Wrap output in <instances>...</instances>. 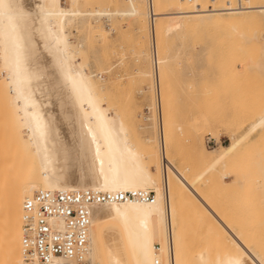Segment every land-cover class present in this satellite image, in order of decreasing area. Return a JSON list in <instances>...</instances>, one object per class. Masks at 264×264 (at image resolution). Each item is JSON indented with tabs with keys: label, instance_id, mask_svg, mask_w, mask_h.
Returning a JSON list of instances; mask_svg holds the SVG:
<instances>
[{
	"label": "bare ground",
	"instance_id": "6f19581e",
	"mask_svg": "<svg viewBox=\"0 0 264 264\" xmlns=\"http://www.w3.org/2000/svg\"><path fill=\"white\" fill-rule=\"evenodd\" d=\"M67 1L64 6L63 0H0V264H21L25 199L38 190L78 189L154 193L153 202L91 204L89 264H264V250L251 247L176 167L167 154L165 128L164 143L159 137L158 147L146 146L135 124L105 93L106 77L100 73H109L110 65L92 67L83 41L71 39L74 30L86 31L93 23L107 32L99 22L103 18L113 23L116 18L138 20L148 15L152 26L158 16L155 0H127L126 7L123 3L95 9L88 8L89 0ZM213 1L206 7L172 11L164 27L166 36L185 32L188 17L204 20L225 14L230 30L226 38L231 43L224 54L222 79L224 83H258V66L264 72V59L258 62L254 29L239 22L258 19V12L264 15V3ZM140 2L145 9L139 8ZM154 28L151 51L143 53L151 59L155 84V70L160 83L168 68L174 70L175 54L171 44L162 51ZM260 122L264 125V114ZM236 130L228 127L227 145L209 148L203 140L198 142L200 158L212 169L206 172L207 182L218 188L229 184L230 172H214L249 156L245 152L258 132V114L241 131ZM263 161L264 157L256 162L264 169ZM172 176L215 219L224 246L205 245L193 258H186Z\"/></svg>",
	"mask_w": 264,
	"mask_h": 264
},
{
	"label": "rangeland",
	"instance_id": "374dc122",
	"mask_svg": "<svg viewBox=\"0 0 264 264\" xmlns=\"http://www.w3.org/2000/svg\"><path fill=\"white\" fill-rule=\"evenodd\" d=\"M66 1L63 0L64 6L69 4ZM220 1V4L229 2ZM213 2L155 0L158 16L156 24L152 26L146 14L148 18L144 15L138 20L116 18L113 23L103 18L99 22L104 24L107 32L100 31L93 23V27L81 31L83 33L74 30L71 39L83 41L92 67L110 65L106 67L111 69L109 73H100L106 77L105 93L110 97V103L123 110L124 118L135 124L134 130L139 138L144 139L146 146L158 147L159 129L153 106L155 84L150 74L152 65L149 56L143 53L151 51V37L156 33L153 25H156L157 41L162 51L171 44L175 54L171 63L174 70L170 72L165 67L167 72L160 83L167 154L174 160L176 167L183 170L200 189L202 196L214 206L213 209L218 210L222 218L243 234L251 247L253 245V248L264 250V187L261 185L264 180L259 184L264 177V169L256 162L257 158L259 161L264 157V125L260 122L264 114V72L258 66V83H224V54L231 43V38H226L230 37V30L225 14L220 18L204 20L188 17L185 32L170 37L164 32L172 11L197 9ZM123 3L125 7L128 4L127 0H89L88 8H114ZM258 3H264V0H258ZM140 4L142 2L138 3L139 8L145 9ZM239 24L250 30L252 28V31L254 29V41L258 43V62L264 59V15L258 12V19L243 20ZM182 34L186 35L183 39L179 37ZM182 45L187 47L183 48ZM137 68L141 71L137 72ZM139 88H145L146 91L140 93ZM256 114L258 132L253 136V148L250 145L245 152L249 156L240 157L224 170L219 168L214 172H230L227 179L229 184L218 188L212 182H207L206 172L212 169L200 158L198 142L203 140L209 148L227 145L230 143L228 127L239 129L236 130L239 132ZM140 125L142 128H139ZM148 138L151 140L148 141ZM155 170L159 168L155 167ZM170 183L180 208V228L186 258H193L195 252L205 245L211 249L224 246L226 241L220 227L212 215L206 213L201 202L184 190L176 177L172 176Z\"/></svg>",
	"mask_w": 264,
	"mask_h": 264
},
{
	"label": "built area",
	"instance_id": "2783aa9c",
	"mask_svg": "<svg viewBox=\"0 0 264 264\" xmlns=\"http://www.w3.org/2000/svg\"><path fill=\"white\" fill-rule=\"evenodd\" d=\"M154 81V108L160 142L164 143L163 105L156 70ZM127 200L153 202L154 193L146 190L102 192L93 189L36 191L23 202L21 264H89L91 204Z\"/></svg>",
	"mask_w": 264,
	"mask_h": 264
}]
</instances>
